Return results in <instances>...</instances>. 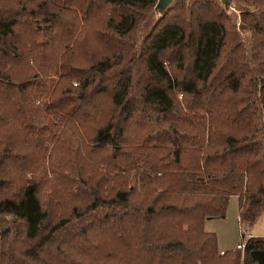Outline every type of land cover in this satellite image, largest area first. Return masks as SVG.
<instances>
[{
  "label": "trees",
  "instance_id": "trees-1",
  "mask_svg": "<svg viewBox=\"0 0 264 264\" xmlns=\"http://www.w3.org/2000/svg\"><path fill=\"white\" fill-rule=\"evenodd\" d=\"M154 2L0 0V264H257L264 0Z\"/></svg>",
  "mask_w": 264,
  "mask_h": 264
},
{
  "label": "rangeland",
  "instance_id": "rangeland-1",
  "mask_svg": "<svg viewBox=\"0 0 264 264\" xmlns=\"http://www.w3.org/2000/svg\"><path fill=\"white\" fill-rule=\"evenodd\" d=\"M222 5L227 10L228 15L234 21L237 29H240L242 25H241L240 20H239V11L243 10L245 8V5L243 4L242 0H228L227 3L222 4ZM157 15H158V12L155 9H153V11L149 14V16L147 18V21H146L145 26H144L145 29L149 28L151 23L156 19ZM233 202L236 203L235 197H233V196H232V198L229 197L228 203H227V208H225V210L226 209L227 210L224 212V213H226L225 216L223 215V217H220V219H218V220H212V221H221L220 225H219V231H218L219 232V239H217V244L219 246V243H220L221 245L219 247H221L223 249L232 248L234 243L238 242L240 240V235H239V231H238L237 226H236V229L234 230L233 235L231 234V229H230L231 221H235V213L237 210L236 204H233L231 206L232 207V212H231L230 205ZM257 219H258V217H257ZM210 232H213V231H210ZM213 233L216 236V233L215 232H213ZM252 236H254V235H252ZM255 236H257V235H255ZM258 236H262V235H258ZM216 253H219V252L216 250Z\"/></svg>",
  "mask_w": 264,
  "mask_h": 264
},
{
  "label": "crops",
  "instance_id": "crops-1",
  "mask_svg": "<svg viewBox=\"0 0 264 264\" xmlns=\"http://www.w3.org/2000/svg\"><path fill=\"white\" fill-rule=\"evenodd\" d=\"M235 197V202L236 203H232L230 205V210L232 212V205L233 204H236V209H237V197L236 195H230L229 197L232 198ZM228 197V199H229ZM228 203V202H227ZM226 208H227V205H226ZM227 210V209H226ZM225 210V211H226ZM226 213H224V216H225ZM223 217V216H222ZM232 217V216H231ZM258 217V219H257ZM257 217H255V220L251 221V222H248V230H249V233L250 235H262L264 236V211H261ZM220 219V217H217V216H212V217H207L203 220V223H202V227L205 231H213L216 233V242H217V239H219V225H220V222L221 221H212V220H218ZM257 219V220H256ZM238 216H237V210H236V213H235V221H231V224H230V229H231V234L233 235L234 234V230L236 229V226L238 228ZM259 226H258V225ZM236 243V242H235ZM234 243V245H235ZM221 244L219 243V246ZM234 245L232 248H228V249H233L234 248ZM218 244L216 245V250L218 252H221V251H224V250H227V249H223L221 247H219Z\"/></svg>",
  "mask_w": 264,
  "mask_h": 264
},
{
  "label": "water",
  "instance_id": "water-1",
  "mask_svg": "<svg viewBox=\"0 0 264 264\" xmlns=\"http://www.w3.org/2000/svg\"><path fill=\"white\" fill-rule=\"evenodd\" d=\"M172 0H155L153 9H155L159 14L163 13L165 8L171 3ZM222 4H225L228 2V0H219ZM250 255L253 259L256 260L257 264H263L262 259L264 255L263 250H252L250 251Z\"/></svg>",
  "mask_w": 264,
  "mask_h": 264
},
{
  "label": "built area",
  "instance_id": "built-area-1",
  "mask_svg": "<svg viewBox=\"0 0 264 264\" xmlns=\"http://www.w3.org/2000/svg\"><path fill=\"white\" fill-rule=\"evenodd\" d=\"M72 83L75 84L76 82L73 81ZM238 231H239V235H240V240L235 243L233 249L242 250L244 247L245 240L252 235H250L249 230H248V224L245 221H239L238 222ZM221 252H223V251H221ZM221 252H219V253H221Z\"/></svg>",
  "mask_w": 264,
  "mask_h": 264
}]
</instances>
